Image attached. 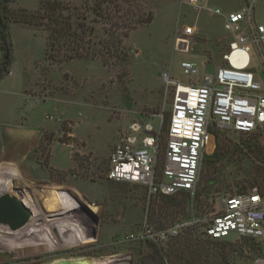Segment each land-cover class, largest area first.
I'll list each match as a JSON object with an SVG mask.
<instances>
[{
	"label": "rangeland",
	"instance_id": "374dc122",
	"mask_svg": "<svg viewBox=\"0 0 264 264\" xmlns=\"http://www.w3.org/2000/svg\"><path fill=\"white\" fill-rule=\"evenodd\" d=\"M38 1L15 3L34 9ZM62 1L79 6L90 2ZM202 3L223 11L253 3L254 16L264 23V0ZM151 7L153 21L125 38L130 54L121 66H105L99 59L59 64L45 58L42 31L33 39L14 37V74L0 80V159L13 136L24 137L23 154L16 155L14 185L26 191L36 208L29 206L32 217L20 228L11 229L0 222L10 230L0 237V264H70L74 259L101 262L111 257L138 264L152 242L131 235L136 236L144 223L153 232L193 218L205 224L204 218L217 210L225 196L254 188L264 195V181L257 178L264 159L253 158L256 147L264 156L262 137L229 129L213 130L184 214L165 220L164 228L151 223L153 206L161 202L158 195H149L138 184L107 180L109 155L132 120L162 113L165 131L171 93H165L161 72L168 70L183 80L179 64L186 59L196 62L200 71H211L225 63L222 56L231 40L211 37L221 32V21L207 8L192 7L187 0H153ZM188 24L194 26L191 34L183 32ZM252 50L257 55L260 52L255 45ZM252 67L256 70L259 62L254 60ZM215 132L230 149L221 160L211 163L206 157L214 151ZM9 177L0 175V182ZM199 200L203 206L198 205ZM28 223L34 225V238L18 252L8 241L24 232ZM200 227L195 226L199 232ZM214 241L231 264H252L264 256L261 241L233 233ZM45 244L46 249H37Z\"/></svg>",
	"mask_w": 264,
	"mask_h": 264
},
{
	"label": "built area",
	"instance_id": "2783aa9c",
	"mask_svg": "<svg viewBox=\"0 0 264 264\" xmlns=\"http://www.w3.org/2000/svg\"><path fill=\"white\" fill-rule=\"evenodd\" d=\"M202 2L187 0L195 8H204ZM207 9L222 18V29L231 38L222 56L225 63L200 71L196 62L182 60L183 80L162 71L165 93H171L165 131L162 113L132 120L109 155L107 180L144 186L149 195L182 191L192 195L213 130L258 133L264 141V24L256 22L253 3L228 12L219 7ZM193 29L188 24L183 32L191 34ZM254 45L260 49L258 55L252 50ZM254 60L259 62L256 70ZM201 221H178L159 232L144 223L131 237L162 244L186 226H201L202 235L212 240L233 233L264 242V195L254 188L225 196L217 210L204 218L205 224ZM252 264H264V256Z\"/></svg>",
	"mask_w": 264,
	"mask_h": 264
},
{
	"label": "trees",
	"instance_id": "16d2710c",
	"mask_svg": "<svg viewBox=\"0 0 264 264\" xmlns=\"http://www.w3.org/2000/svg\"><path fill=\"white\" fill-rule=\"evenodd\" d=\"M152 1L90 0L79 6L62 0H39L34 9H29L14 6V0H0V78L10 71L11 24L42 31L48 60L61 64L74 59H99L105 66H121L130 54L125 38L154 19ZM214 138V151L206 157L211 163L221 160L230 149L216 132ZM253 153L254 159H264L257 147ZM257 171V178L264 181V168L259 166ZM159 197L161 202L153 206L151 223L164 228L165 220L184 214L188 193ZM198 205L204 204L199 200ZM147 245L149 251L141 254L138 264H231L219 243L203 236L195 226H186L163 244Z\"/></svg>",
	"mask_w": 264,
	"mask_h": 264
},
{
	"label": "bare ground",
	"instance_id": "6f19581e",
	"mask_svg": "<svg viewBox=\"0 0 264 264\" xmlns=\"http://www.w3.org/2000/svg\"><path fill=\"white\" fill-rule=\"evenodd\" d=\"M24 144H25L24 137H19L18 135L13 136V138L10 142V147H8L5 156L0 159V175L10 176L6 180L0 182V196L9 195V196H13L16 199H18L30 212V217L28 218V220H29L32 217L31 209L35 210L34 208H36V204H35V202L29 200L25 190L15 189L16 186L14 185V176H13V174L15 172V167H16V155L19 156V155L23 154L21 151V148L23 147ZM29 206L31 207V209L29 208ZM37 214H38V216L40 215L38 212H37ZM46 224L48 225V227L51 226L50 221H47ZM23 225H21L20 227H22ZM20 227H18V228H20ZM25 227L26 228H24V229H26V230L24 232L18 233V236L12 235L10 237L11 239L8 241V243L11 244L18 252L20 250H23V246L30 244L29 241L34 238L33 237L34 235L32 233L35 230L34 225H29V223H28ZM15 229H17V228H15ZM7 232H10L8 227L4 224L0 225V237H2V235L4 233H7ZM59 236L62 238L61 234H59ZM8 243L6 242V244H8ZM46 248H47V246L45 244V246L41 245L37 249L43 250ZM22 254H24L23 251H22ZM125 261H126V258L112 259V257H111L108 259H103L101 262H93L91 259H84L82 262H78L77 260L74 259V260H71L69 263L70 264H125L126 263ZM56 264H60V263H56Z\"/></svg>",
	"mask_w": 264,
	"mask_h": 264
},
{
	"label": "water",
	"instance_id": "95a60500",
	"mask_svg": "<svg viewBox=\"0 0 264 264\" xmlns=\"http://www.w3.org/2000/svg\"><path fill=\"white\" fill-rule=\"evenodd\" d=\"M30 217L28 209L15 197L0 196V222L15 229L23 225ZM130 264V263H127Z\"/></svg>",
	"mask_w": 264,
	"mask_h": 264
},
{
	"label": "crops",
	"instance_id": "0c3cea01",
	"mask_svg": "<svg viewBox=\"0 0 264 264\" xmlns=\"http://www.w3.org/2000/svg\"><path fill=\"white\" fill-rule=\"evenodd\" d=\"M82 1V0H81ZM81 1H79V2H75V3H80ZM14 6H19L18 4H16L15 3V0H14ZM38 4V3H37ZM37 6V5H36ZM204 8H207V7H209V6H207V5H205L204 4ZM207 6V7H206ZM215 7V6H214ZM220 8V7H219ZM221 9V8H220ZM222 10V9H221ZM222 12H228V11H223L222 10ZM254 12H255V10H254ZM255 17V16H254ZM219 19H220V21H221V32H219V33H216V34H212L211 35V37H213V36H224L225 37V39H228V36H226V35H224L225 33H224V31H223V29H222V18L221 17H219ZM255 20H256V22H258V23H261V24H264L262 21H258V19L255 17ZM37 35H40V34H38V31H36V30H34V29H32V28H29V27H26V26H23V25H20V24H11L10 25V37H11V41H12V60H11V65H10V71H11V73L10 74H7V75H5L3 78H0V80H2V79H4V78H6V77H10V76H13V74H14V68H13V66H14V64H15V61H16V53L14 52V40H15V38L14 37H16L18 40H20V39H22V36H27L28 38H31V39H33V38H35ZM230 38V37H229ZM188 60H191V59H188ZM193 61V60H192Z\"/></svg>",
	"mask_w": 264,
	"mask_h": 264
}]
</instances>
